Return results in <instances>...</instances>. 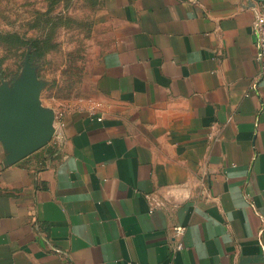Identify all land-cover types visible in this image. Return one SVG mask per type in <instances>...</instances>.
Wrapping results in <instances>:
<instances>
[{
	"label": "crops",
	"instance_id": "0c3cea01",
	"mask_svg": "<svg viewBox=\"0 0 264 264\" xmlns=\"http://www.w3.org/2000/svg\"><path fill=\"white\" fill-rule=\"evenodd\" d=\"M259 1L102 0L61 147L0 141V264H264Z\"/></svg>",
	"mask_w": 264,
	"mask_h": 264
},
{
	"label": "rangeland",
	"instance_id": "374dc122",
	"mask_svg": "<svg viewBox=\"0 0 264 264\" xmlns=\"http://www.w3.org/2000/svg\"><path fill=\"white\" fill-rule=\"evenodd\" d=\"M102 0H0V86L25 64L43 81L40 101L55 111L87 107L103 45Z\"/></svg>",
	"mask_w": 264,
	"mask_h": 264
},
{
	"label": "water",
	"instance_id": "95a60500",
	"mask_svg": "<svg viewBox=\"0 0 264 264\" xmlns=\"http://www.w3.org/2000/svg\"><path fill=\"white\" fill-rule=\"evenodd\" d=\"M42 87L28 63L11 85L0 86V141L6 163L42 148L52 136L54 111L41 104Z\"/></svg>",
	"mask_w": 264,
	"mask_h": 264
},
{
	"label": "built area",
	"instance_id": "2783aa9c",
	"mask_svg": "<svg viewBox=\"0 0 264 264\" xmlns=\"http://www.w3.org/2000/svg\"><path fill=\"white\" fill-rule=\"evenodd\" d=\"M250 33L255 39L257 48L256 59L262 71H264V0H260L255 7V15L252 21ZM98 105V103L92 104L90 108L93 110ZM64 114L65 111L63 110L55 111L54 113V130L48 143L55 149L61 147L65 140ZM98 119H100V117ZM173 231L174 236L179 237V240L176 242L173 248V251L177 252L184 248V244L182 240H180V237L184 231V227L175 226Z\"/></svg>",
	"mask_w": 264,
	"mask_h": 264
}]
</instances>
